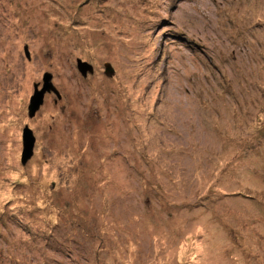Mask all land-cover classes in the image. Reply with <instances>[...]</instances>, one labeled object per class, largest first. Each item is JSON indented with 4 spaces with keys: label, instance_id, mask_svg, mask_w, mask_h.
I'll return each mask as SVG.
<instances>
[{
    "label": "rangeland",
    "instance_id": "obj_1",
    "mask_svg": "<svg viewBox=\"0 0 264 264\" xmlns=\"http://www.w3.org/2000/svg\"><path fill=\"white\" fill-rule=\"evenodd\" d=\"M0 264H264V0H0Z\"/></svg>",
    "mask_w": 264,
    "mask_h": 264
},
{
    "label": "water",
    "instance_id": "obj_2",
    "mask_svg": "<svg viewBox=\"0 0 264 264\" xmlns=\"http://www.w3.org/2000/svg\"><path fill=\"white\" fill-rule=\"evenodd\" d=\"M26 47V46H25ZM27 51V49H26ZM77 67L78 69L82 72L83 75H86L87 72H91L92 68L91 65H88L85 62L82 61H78L77 62ZM105 72L108 71L109 73L111 72L112 68L111 65L109 63H105L104 66ZM49 78L50 75L49 74H45L44 75V87L40 90H38L37 84L34 85L35 90H34V94L31 97L30 100V110L32 111V109L34 108H38V106L40 105V103L42 102V94L44 89H50L52 88L51 85L49 84ZM34 107V108H33ZM33 143H34V135L31 131V129H29L28 127L24 128L23 130V149H22V155H21V161L24 163L32 154L33 152Z\"/></svg>",
    "mask_w": 264,
    "mask_h": 264
}]
</instances>
